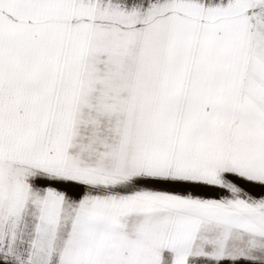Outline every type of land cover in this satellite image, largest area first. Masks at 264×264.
<instances>
[{
    "label": "snow or ice",
    "instance_id": "1",
    "mask_svg": "<svg viewBox=\"0 0 264 264\" xmlns=\"http://www.w3.org/2000/svg\"><path fill=\"white\" fill-rule=\"evenodd\" d=\"M0 264H264V0H0Z\"/></svg>",
    "mask_w": 264,
    "mask_h": 264
}]
</instances>
